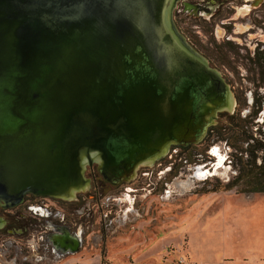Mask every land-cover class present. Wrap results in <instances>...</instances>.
Here are the masks:
<instances>
[{
  "label": "water",
  "instance_id": "obj_1",
  "mask_svg": "<svg viewBox=\"0 0 264 264\" xmlns=\"http://www.w3.org/2000/svg\"><path fill=\"white\" fill-rule=\"evenodd\" d=\"M174 1L0 0V206L71 197L93 151L127 178L232 106L177 31Z\"/></svg>",
  "mask_w": 264,
  "mask_h": 264
},
{
  "label": "rangeland",
  "instance_id": "obj_2",
  "mask_svg": "<svg viewBox=\"0 0 264 264\" xmlns=\"http://www.w3.org/2000/svg\"><path fill=\"white\" fill-rule=\"evenodd\" d=\"M251 1L213 0L202 14L174 16L184 40L227 79L240 116L250 111L253 96L264 107V65L253 57L256 49L264 57V0ZM262 111L253 121L260 122ZM256 127L251 124V130ZM208 138L177 152L175 160L173 152L167 154L164 160L171 162L140 167L128 182L99 190L95 198L86 195L79 204L36 197L27 203L35 212L22 204L13 208L25 215L26 226L0 230V264H197L191 255L208 254H223L226 264H264L258 259L264 256V192L223 189L233 174L230 148ZM203 166H210L208 173ZM46 213L52 220L63 217L78 234L77 250H50L43 235Z\"/></svg>",
  "mask_w": 264,
  "mask_h": 264
},
{
  "label": "flooded vegetation",
  "instance_id": "obj_3",
  "mask_svg": "<svg viewBox=\"0 0 264 264\" xmlns=\"http://www.w3.org/2000/svg\"><path fill=\"white\" fill-rule=\"evenodd\" d=\"M256 1V0H255ZM213 2V0H175L172 6V11H171V18L172 21L177 29V31L179 32L180 30H178L176 24H175V19L174 16L175 15H179L180 12H188L191 13V15H199L202 14V12L205 10L209 11L212 7L211 3ZM253 2V0L251 1ZM180 33V32H179ZM181 34V33H180ZM182 35V34H181ZM183 36V35H182ZM184 38V36H183ZM185 39V38H184ZM186 41V40H185ZM188 45L190 47H192V49L194 51L197 52V54H199L203 59H205L206 63L208 66L213 67L214 69L218 70L216 68V66L210 61V58L208 56H206L205 54L201 53L199 51V49L192 44L191 42H188ZM262 50L258 51L257 49L254 51V55L253 57L256 59V63L258 65V63L260 62V66L262 67L264 64H262L261 60H264V57H262ZM262 58V59H261ZM260 59V60H259ZM264 72V71H263ZM221 77L223 78V80L228 84V88L229 90L231 89L227 79L221 74V72L219 71ZM264 83V82H263ZM231 92V96L233 99V103L232 106L230 108H227L225 106H222L220 108H215L214 112L210 115L211 117H209L207 119V122L205 123V127L203 129V133L201 134L200 138L197 139L196 141H187L185 143H180V142H171L169 143L162 151L161 153L155 157L152 158L150 160V162H140L136 165V167L134 168V171L131 175H129L127 178L124 176L121 177H116L114 175L111 174H107V173H102L100 171V167H101V163H100V159L98 158L97 154L95 151H93V155L90 158V162H85L84 166H83V175L84 177L87 179V184L81 189H78L77 191L74 192V194L71 197L68 198H62V197H55V196H51V195H41V194H35L33 192L30 191H26L22 194L21 199L14 205L11 206H0V219H1V223H0V230L2 229H7L8 227H13V226H18L19 229H25L26 226V217L25 215L21 212V211H15V212H19L14 214L15 212L12 211L13 208L19 206V205H24L25 207H27L28 211H32L35 212L37 210V208H34L35 206L28 204L27 203L29 201H31L33 198L36 197H49V198H53L56 200H59L60 202H64V201H70V200H75L77 204L81 203V200L84 199V196L88 195L91 198H95L96 194L98 193L99 190H110L113 189L114 187L124 183V182H128L130 179L134 178L136 175L137 170L140 167H149L154 165L155 163H158L164 159H166V155L171 153V155L173 154L174 158H176V154L177 152H182L184 150H187L190 146H192L194 143H198L201 141H204L205 139H209L208 137H215L216 139H220L223 140L224 143L230 148L226 157L228 158V161L231 165V168L233 170V174L225 181L227 182L228 180H230L236 173V167L232 164V156L231 153H233L234 151H236V149L230 145V143H228L229 141L227 140L226 133H224L222 130H217L216 128H218V126L220 127H224L225 125L228 124L227 122V118L228 115H231L233 113H237L239 115V109L234 107V105L236 104V98L235 96H233L232 91ZM254 97L260 101V107L258 108L257 104H253L254 101ZM257 101V102H258ZM262 98H259L257 96H253L252 101H251V109L250 111H248L246 114L241 115V117L250 114L252 116V121L247 124L251 130V124H258V127L255 128V131L251 130V134L253 137H257V138H261L262 134L259 131V129H261L262 131H264L261 128V125L264 124L263 123V116H264V107H262ZM262 111V119L260 120V122L253 121V119L255 118L256 114L260 111ZM223 116V121H220V117ZM240 116V115H239ZM258 133V135H255V133ZM214 141V140H213ZM238 144H241V148L245 147L246 142L245 141H238ZM216 150L213 149V151ZM173 152V153H172ZM91 153V154H92ZM243 157L246 156V154H244V152H241ZM259 151H257V156L255 158L256 163L259 162ZM175 160V159H174ZM224 160V159H223ZM222 160V161H223ZM220 161V159L218 160ZM165 163L167 162H171V159H167L164 160ZM221 162V161H220ZM173 165V162L171 163ZM172 167H169V171L172 174ZM204 170H207L205 173H208V171L210 170V166L208 167H204ZM175 171V170H174ZM201 171L200 169H197L196 173ZM195 173V174H196ZM204 174V172H201L200 175ZM209 175H205L203 178H208ZM222 183V187L223 189H231L234 187L235 191H239V192H264V191H242L241 190V184L239 182L236 183V185L230 187V188H224ZM215 189L219 187L218 184L214 185ZM239 186V188L237 187ZM213 187V186H212ZM211 188V187H210ZM208 188V190H215V189H210ZM45 218H44V222H46V224H44L45 226V230H44V237H45V241L49 244L50 246V250H52L53 252H57V253H69V252H73L74 250H77L79 244H80V238L78 236V234L73 231L72 229L68 228L67 223L64 221L63 217L59 218H55V220L53 219H49L48 214H44ZM73 241L76 243V247H73Z\"/></svg>",
  "mask_w": 264,
  "mask_h": 264
},
{
  "label": "trees",
  "instance_id": "obj_4",
  "mask_svg": "<svg viewBox=\"0 0 264 264\" xmlns=\"http://www.w3.org/2000/svg\"><path fill=\"white\" fill-rule=\"evenodd\" d=\"M257 101L254 97L253 104H257L259 108L261 103ZM251 121L250 114L241 117L233 113L228 115L227 125L216 128L226 133L228 143L236 149L231 156L237 173L223 184L224 188H230L239 182L242 191H264V131L259 129L262 134L261 138L253 137L250 128L247 127ZM239 140L246 142L245 147L241 148V144L237 143ZM257 151H259L260 158L258 163L255 161ZM241 152H244L246 156L243 157ZM210 189H215V186Z\"/></svg>",
  "mask_w": 264,
  "mask_h": 264
},
{
  "label": "crops",
  "instance_id": "obj_5",
  "mask_svg": "<svg viewBox=\"0 0 264 264\" xmlns=\"http://www.w3.org/2000/svg\"><path fill=\"white\" fill-rule=\"evenodd\" d=\"M193 256L194 258V261L197 263V264H226L224 263L226 260L224 255H217L218 257H214V254H208V256H203V255H191ZM232 257H230L229 259H231ZM233 259V258H232ZM231 259V260H232ZM244 259V258H242ZM259 261L260 262H264V256L263 255H260L258 257ZM234 261V260H232ZM232 264V263H231Z\"/></svg>",
  "mask_w": 264,
  "mask_h": 264
},
{
  "label": "bare ground",
  "instance_id": "obj_6",
  "mask_svg": "<svg viewBox=\"0 0 264 264\" xmlns=\"http://www.w3.org/2000/svg\"><path fill=\"white\" fill-rule=\"evenodd\" d=\"M231 103H232V99H231V101H230ZM91 155H93V153L91 154ZM146 162H150V161H146ZM0 223H1V219H0ZM76 243L73 241V247H76V245H75Z\"/></svg>",
  "mask_w": 264,
  "mask_h": 264
}]
</instances>
